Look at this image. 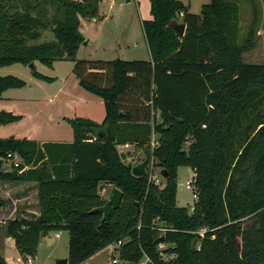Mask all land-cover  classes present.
<instances>
[{"label": "trees", "instance_id": "trees-1", "mask_svg": "<svg viewBox=\"0 0 264 264\" xmlns=\"http://www.w3.org/2000/svg\"><path fill=\"white\" fill-rule=\"evenodd\" d=\"M97 6L0 0V66L32 64L31 75L48 81L34 61L71 60L78 85L103 105L100 122L68 120L71 142L0 138V181L35 182L38 209L34 219L6 220L5 235L25 258L40 237L65 231L66 264L107 245L110 264H264V60L243 61L253 47L251 24L240 37L235 0H208L196 14L179 0H149L151 18L140 21L147 60L75 59L79 17H96ZM171 19L184 24L181 36L166 26ZM44 30L52 39L34 43ZM22 86L0 75V94ZM12 118L0 112V122ZM120 144L141 149L146 171L150 162L164 169L163 183L147 172L131 175ZM6 153L19 156L17 166L2 167ZM178 166L192 171L191 210L175 204ZM101 183L122 196L99 222L89 210L105 201Z\"/></svg>", "mask_w": 264, "mask_h": 264}, {"label": "rangeland", "instance_id": "rangeland-1", "mask_svg": "<svg viewBox=\"0 0 264 264\" xmlns=\"http://www.w3.org/2000/svg\"><path fill=\"white\" fill-rule=\"evenodd\" d=\"M179 1L188 5V12L196 14L199 6L208 0ZM235 2L238 7L239 36L243 37L246 34L250 24L254 29L253 47L242 54L243 61L262 63L264 0H235ZM150 18L149 0H98L96 17H79L77 31L82 41L78 44L75 59L147 60L148 53L140 21ZM50 39H52L51 32L44 30L33 42ZM72 65L73 61L67 59L54 60L50 66L34 61V70L50 77L48 81L34 78L31 75V68L26 64L16 62L0 66V75H13L24 81V86L8 88L0 94V112L13 117L11 120L0 122V138L71 142L72 130L69 119L82 117L94 122L101 121L103 117L101 99L78 85L71 71ZM120 145L116 146L117 151L133 150L131 155L124 159V162L131 166L143 158L141 149H134L129 144L127 147ZM2 167L8 168V164L4 163ZM153 169L154 174L157 175L159 168L153 167ZM176 176V184L180 185V188L176 185L175 204L189 207L193 203L192 191L184 188V182L192 177V171L187 166H178ZM159 178L162 184L164 179L161 175ZM106 194L103 196L106 197ZM30 203L34 205L31 201ZM3 225L5 226V222ZM3 225H0V236L4 234ZM50 236L53 237V242L47 244L42 239L33 256L23 258L15 249L7 245L4 247L3 255L8 264H10L9 260L15 264H53L55 258L66 255L67 234L62 231L57 237L52 233ZM158 247L163 248L164 244L159 243ZM112 248V245H107L78 264H110L111 256L114 255ZM16 257L20 261H15ZM162 258L168 263L171 255L163 254Z\"/></svg>", "mask_w": 264, "mask_h": 264}, {"label": "crops", "instance_id": "crops-1", "mask_svg": "<svg viewBox=\"0 0 264 264\" xmlns=\"http://www.w3.org/2000/svg\"><path fill=\"white\" fill-rule=\"evenodd\" d=\"M38 142H44V141L40 140ZM120 146L123 147V145H120ZM112 188L113 186L109 183H101L98 188V194L100 195V197H102L105 200L110 194V191L112 190ZM105 194L107 195L106 197L103 196ZM0 200L2 201V203L0 204V225H3L4 222L8 219L15 218V219L31 220V219H34L38 215V209H37V203H36L37 202L36 184L33 181H23V182H17V183L0 181ZM30 201L34 203V205L31 203L29 204ZM3 231H4V228H3ZM61 232L62 231L48 232L46 235L40 237L38 241V245L40 244V241L42 239H44L47 244L52 243L53 237H51L50 234L52 233L54 237H57L59 233ZM6 245L15 249L13 239L5 235L4 233V234H1L0 236V254L5 260L6 264H8L7 259L3 255V250ZM96 253H94L93 255H95ZM93 255H91L90 257H92ZM63 257H66V255ZM90 257H88V259ZM17 258L18 257H16V259ZM9 262L10 264H15L11 262V260H9ZM142 263H146V260L142 259L140 264Z\"/></svg>", "mask_w": 264, "mask_h": 264}, {"label": "water", "instance_id": "water-1", "mask_svg": "<svg viewBox=\"0 0 264 264\" xmlns=\"http://www.w3.org/2000/svg\"><path fill=\"white\" fill-rule=\"evenodd\" d=\"M8 2V0H6ZM167 27L171 28L174 32V34L181 36L183 34L184 30V24L180 21H177L176 19H171L167 24ZM30 68L32 64L28 65ZM132 150H119L118 151V156L120 160H124L126 157L131 154ZM145 160H141L134 165L130 166V174L133 176H143L145 174ZM159 174L162 176V178L166 177V172L164 169L159 170ZM177 188H180V185H177ZM122 193L121 191L113 187L112 190L110 191V194L108 197L105 199L102 205L93 207L89 210V212H99L100 213V219L99 222H102L107 215L115 209L121 199ZM162 241V236H159L157 238V242ZM66 257H61V258H55L53 260V264H66Z\"/></svg>", "mask_w": 264, "mask_h": 264}, {"label": "built area", "instance_id": "built-area-1", "mask_svg": "<svg viewBox=\"0 0 264 264\" xmlns=\"http://www.w3.org/2000/svg\"><path fill=\"white\" fill-rule=\"evenodd\" d=\"M179 15H181V13H179ZM124 146H127V144H123ZM20 162L19 156L16 153H6L5 155V163L8 165H12V166H17V164ZM150 166L147 167V171L145 170V172H147L148 174V178L149 180H151L154 184H160V175H159V171H157V175L154 174V169L151 166V162L149 163ZM25 168V167H24ZM184 188L186 189H190L192 191L191 197L193 198V200L195 199V192L193 189V180L192 177L188 178L187 180H185L184 182ZM189 210H191V205L188 207ZM119 244V241L116 242V245ZM116 259H112V262H115ZM16 261H19V258L16 259Z\"/></svg>", "mask_w": 264, "mask_h": 264}]
</instances>
